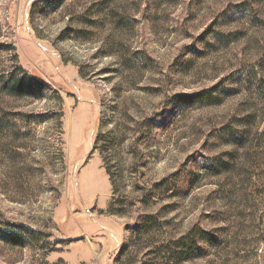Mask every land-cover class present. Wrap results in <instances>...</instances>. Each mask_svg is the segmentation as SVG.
<instances>
[{
    "label": "rangeland",
    "instance_id": "obj_1",
    "mask_svg": "<svg viewBox=\"0 0 264 264\" xmlns=\"http://www.w3.org/2000/svg\"><path fill=\"white\" fill-rule=\"evenodd\" d=\"M0 264H264V0H0Z\"/></svg>",
    "mask_w": 264,
    "mask_h": 264
},
{
    "label": "trees",
    "instance_id": "obj_2",
    "mask_svg": "<svg viewBox=\"0 0 264 264\" xmlns=\"http://www.w3.org/2000/svg\"><path fill=\"white\" fill-rule=\"evenodd\" d=\"M58 2H62V0H57ZM219 38H226V41H230L229 35H222ZM21 69V68H20ZM23 75L18 76L16 72H11L7 76L6 84L8 86L10 94L14 96H19V97H34V98H41L43 96V83L35 78L30 77L25 70H23ZM216 88H212L209 90H203L200 91L196 94L193 95H182L179 98V101L184 102V101H190V103H196V104H202V105H211L215 104L217 102V96H214L213 92L215 91ZM153 219L152 218H147L143 222V228H151ZM25 231L27 234L34 235L36 232L29 229L25 228ZM14 234L13 232H11ZM203 237L207 239L209 242L213 244L216 243V238L214 236H211L203 231H198L193 233V236L191 239H188L189 242L186 241L188 237H185L184 239H181L178 242H174L175 249L176 251L181 249V253H179V258H183L186 256V254L183 253L184 248L187 246L190 250L192 249H198L197 243H196V238L197 237Z\"/></svg>",
    "mask_w": 264,
    "mask_h": 264
}]
</instances>
